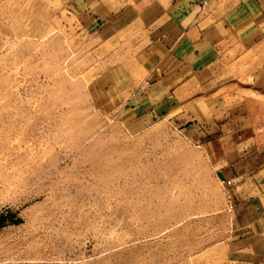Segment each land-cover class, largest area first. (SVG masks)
I'll return each mask as SVG.
<instances>
[{
	"label": "rangeland",
	"instance_id": "374dc122",
	"mask_svg": "<svg viewBox=\"0 0 264 264\" xmlns=\"http://www.w3.org/2000/svg\"><path fill=\"white\" fill-rule=\"evenodd\" d=\"M90 6L0 0V264L250 263L221 164L124 109L136 49Z\"/></svg>",
	"mask_w": 264,
	"mask_h": 264
},
{
	"label": "crops",
	"instance_id": "0c3cea01",
	"mask_svg": "<svg viewBox=\"0 0 264 264\" xmlns=\"http://www.w3.org/2000/svg\"><path fill=\"white\" fill-rule=\"evenodd\" d=\"M87 12L101 43L136 49L124 109L189 124L225 173L248 264H264V0H96Z\"/></svg>",
	"mask_w": 264,
	"mask_h": 264
}]
</instances>
